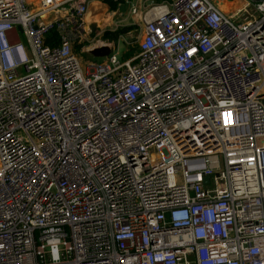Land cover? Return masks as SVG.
<instances>
[{
	"label": "built area",
	"instance_id": "1",
	"mask_svg": "<svg viewBox=\"0 0 264 264\" xmlns=\"http://www.w3.org/2000/svg\"><path fill=\"white\" fill-rule=\"evenodd\" d=\"M92 3L0 0V264H264V4L165 2L84 69Z\"/></svg>",
	"mask_w": 264,
	"mask_h": 264
},
{
	"label": "rangeland",
	"instance_id": "2",
	"mask_svg": "<svg viewBox=\"0 0 264 264\" xmlns=\"http://www.w3.org/2000/svg\"><path fill=\"white\" fill-rule=\"evenodd\" d=\"M91 5L85 34L74 48L84 69L91 64L105 62V59H97L93 56V51L101 49V43L110 45L121 61L135 57L142 39L144 18L154 6L161 4L156 0H126V3L120 5L116 11H111L109 6L104 4V0H93ZM102 22H108L109 25L101 27ZM125 28H130L131 31L121 36L118 42L104 39L105 33H116ZM21 39L25 43L23 36Z\"/></svg>",
	"mask_w": 264,
	"mask_h": 264
},
{
	"label": "trees",
	"instance_id": "3",
	"mask_svg": "<svg viewBox=\"0 0 264 264\" xmlns=\"http://www.w3.org/2000/svg\"><path fill=\"white\" fill-rule=\"evenodd\" d=\"M156 1L158 4H162L165 3L166 1L170 2L171 0H156ZM125 3L126 0H104V4L108 5L111 11H116L120 5H124ZM130 31H131L130 28H125L116 33L107 32L104 35V39L108 41L118 42L121 36L128 34ZM47 44L51 46L59 45L58 34L56 33V31L53 32L50 35V37L47 39Z\"/></svg>",
	"mask_w": 264,
	"mask_h": 264
},
{
	"label": "water",
	"instance_id": "4",
	"mask_svg": "<svg viewBox=\"0 0 264 264\" xmlns=\"http://www.w3.org/2000/svg\"><path fill=\"white\" fill-rule=\"evenodd\" d=\"M215 1L219 4L223 0H215ZM249 1H251L253 3L264 4V0H249ZM234 4H235V6H240L239 3H234ZM110 53H111V50L108 47H104V48L97 49V50L93 51V56L96 58H102V57L108 56ZM205 182L208 183L209 180L206 179Z\"/></svg>",
	"mask_w": 264,
	"mask_h": 264
},
{
	"label": "bare ground",
	"instance_id": "5",
	"mask_svg": "<svg viewBox=\"0 0 264 264\" xmlns=\"http://www.w3.org/2000/svg\"><path fill=\"white\" fill-rule=\"evenodd\" d=\"M30 1H32V0H30ZM235 5H225L224 6V9L227 11V9L229 10L231 7H234ZM107 25H109V23L108 22H102L101 23V27L103 26V27H105V26H107ZM100 46H104L102 43L100 44Z\"/></svg>",
	"mask_w": 264,
	"mask_h": 264
},
{
	"label": "crops",
	"instance_id": "6",
	"mask_svg": "<svg viewBox=\"0 0 264 264\" xmlns=\"http://www.w3.org/2000/svg\"><path fill=\"white\" fill-rule=\"evenodd\" d=\"M92 6V5H91ZM263 143H264V141H263Z\"/></svg>",
	"mask_w": 264,
	"mask_h": 264
}]
</instances>
